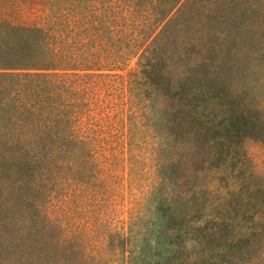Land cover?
Returning a JSON list of instances; mask_svg holds the SVG:
<instances>
[{"label":"trees","instance_id":"obj_1","mask_svg":"<svg viewBox=\"0 0 264 264\" xmlns=\"http://www.w3.org/2000/svg\"><path fill=\"white\" fill-rule=\"evenodd\" d=\"M242 26L264 45V0H0V235L22 213L10 237L34 228L40 258L66 250L68 214L102 207L114 172L136 161L135 137L151 136L152 156L185 146L196 152L185 174L212 177L187 189L217 196L185 216L189 228L264 238V173L247 146L264 135V98L213 40ZM172 158H153L152 193Z\"/></svg>","mask_w":264,"mask_h":264},{"label":"rangeland","instance_id":"obj_2","mask_svg":"<svg viewBox=\"0 0 264 264\" xmlns=\"http://www.w3.org/2000/svg\"><path fill=\"white\" fill-rule=\"evenodd\" d=\"M226 37L225 40H213L215 45L222 43L226 64L235 70L234 79L240 85H251L263 99L264 45L261 35L242 26ZM121 73L125 75L127 70ZM154 127L157 137L162 126L157 123ZM259 136L258 140L255 137L247 140V146L258 163V170L264 173V135ZM147 140L149 144L146 137H135L136 161H132V166L130 161L128 163L132 167V177L130 167L119 172L116 170L102 207L98 203L84 204L68 214L70 242L66 250L50 244L49 258L42 259L47 245L39 243L38 236H32L38 229H28L31 230L30 236L27 235L25 240L19 233L10 237L9 233L19 231L17 227L22 221V213H16L13 220L18 224L2 228L0 264H99L98 256L94 255L96 251L104 254L107 264H264L262 237L237 242L225 230L213 233L208 229L189 228L185 219L187 215H196L202 204L217 196L205 195L199 201L187 189L193 181L204 183L212 177L200 174V177L191 179L185 174L187 164L196 152L191 153L185 146L178 150L170 141H165L152 156L149 145L155 144L151 136ZM174 156L180 162L176 167L167 165L161 169L163 180L158 190L152 193L158 173L153 158H158L157 162H167ZM123 231L125 236L118 234ZM55 236V232L48 235L47 242ZM81 242H87L91 249L88 254L74 250L72 245Z\"/></svg>","mask_w":264,"mask_h":264}]
</instances>
